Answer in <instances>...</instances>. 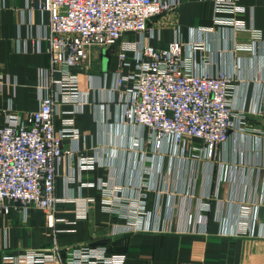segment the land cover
Instances as JSON below:
<instances>
[{
	"label": "crops",
	"instance_id": "crops-1",
	"mask_svg": "<svg viewBox=\"0 0 264 264\" xmlns=\"http://www.w3.org/2000/svg\"><path fill=\"white\" fill-rule=\"evenodd\" d=\"M174 1L173 9L150 19L146 31L124 33L111 47H89L86 62L74 68L84 93L82 110L67 115L62 111L72 105H58L54 125L59 130L64 122H74L79 141L64 139L63 147H79L96 156L97 163L79 171L75 156L65 154L54 193L90 199L87 216L48 227L38 209H30L27 218L15 209L0 213V264L4 239L7 250L16 252L53 241L65 245L100 238L106 239L109 251L125 253L124 264H264V0H234L244 11L224 15L243 21L242 29L215 24L212 0ZM45 22L47 15L29 11L26 0H0V107L8 97L21 112L38 107V75L49 59ZM202 26L210 30H198ZM249 27L258 29L263 39L253 52L236 50L248 43ZM175 38L186 52L191 41L202 43V49L193 51L199 72L232 75L229 99L240 123L211 157L205 151L195 156L194 148L201 146L197 139L185 151L167 139L156 147L145 129L121 118L120 90L113 79L121 43L164 48ZM126 53L133 63L134 49ZM72 171L74 179L66 180ZM100 180L120 185L127 195L144 182L150 229L137 231L117 218L115 213L126 208L104 205L108 195L96 186ZM242 201L253 205L255 219L247 228L237 218ZM206 202L211 204L207 210L201 206ZM74 210L72 202L55 204L56 217L73 220ZM203 226L205 233L192 231Z\"/></svg>",
	"mask_w": 264,
	"mask_h": 264
},
{
	"label": "built area",
	"instance_id": "built-area-1",
	"mask_svg": "<svg viewBox=\"0 0 264 264\" xmlns=\"http://www.w3.org/2000/svg\"><path fill=\"white\" fill-rule=\"evenodd\" d=\"M26 1L29 11L36 9L47 15L43 39L49 59L39 71L35 110L19 111L12 97L0 107V213L15 209L27 218L30 209H38L44 212L47 226L53 227L56 222L71 224L85 219L90 201L75 195L55 196V180L64 155L75 156L79 171L93 169L97 163L96 156L83 154L79 147H63L64 139L79 141L80 132L74 122H64L59 130L54 125L58 105H72L62 111L67 115L74 116L82 110L84 93L78 88L79 75L74 68L86 62L89 47H111L124 33H143L150 19L173 9L175 1ZM212 2L215 24L245 28L243 21L224 15L243 12V7L234 0ZM198 30L210 28L202 26ZM261 39V32L249 27L248 43L235 48L253 52L255 43ZM186 46L187 52L176 38L164 48L147 43H121L117 52L119 65L113 73L114 88L120 90L122 121L145 129L156 147L167 139L185 151L197 139L201 146L194 148L195 156L205 151L211 157L240 123L229 99L232 75L224 70L199 72L193 51L203 45L194 40ZM130 49L135 52L133 63L127 59L126 52ZM73 179L72 171L66 180ZM144 184L139 181L130 195L110 181L100 180L96 186L108 195L104 205L125 206L126 212L115 213L117 218L125 220L134 230L144 231L150 229L148 213L144 212L148 190ZM110 191L114 198L118 197L117 201L109 197ZM60 201L74 203L73 220L55 216V204ZM201 206L207 210L211 204ZM253 213V205L242 201L238 205V222L244 228L249 227L255 219ZM201 221L204 224L205 217ZM205 230L203 226L192 231L205 233ZM125 260V253L109 251L104 244L61 245L53 241L48 246L10 252L4 239L1 264H124Z\"/></svg>",
	"mask_w": 264,
	"mask_h": 264
},
{
	"label": "water",
	"instance_id": "water-1",
	"mask_svg": "<svg viewBox=\"0 0 264 264\" xmlns=\"http://www.w3.org/2000/svg\"><path fill=\"white\" fill-rule=\"evenodd\" d=\"M106 239L105 238H100V239H91L89 242L90 245H100V244H105Z\"/></svg>",
	"mask_w": 264,
	"mask_h": 264
}]
</instances>
